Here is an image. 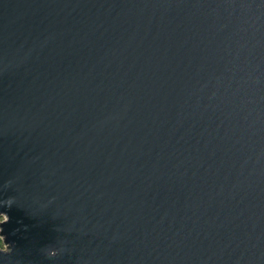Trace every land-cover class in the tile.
<instances>
[{
    "label": "water",
    "instance_id": "obj_1",
    "mask_svg": "<svg viewBox=\"0 0 264 264\" xmlns=\"http://www.w3.org/2000/svg\"><path fill=\"white\" fill-rule=\"evenodd\" d=\"M9 196L0 264H264V0H0Z\"/></svg>",
    "mask_w": 264,
    "mask_h": 264
},
{
    "label": "clouds",
    "instance_id": "obj_2",
    "mask_svg": "<svg viewBox=\"0 0 264 264\" xmlns=\"http://www.w3.org/2000/svg\"><path fill=\"white\" fill-rule=\"evenodd\" d=\"M11 183V180H5L4 184L8 185ZM15 197L9 196L5 200H0V204H6L11 205L14 201ZM9 219L8 215L5 212L0 211V224L7 221ZM62 250V247L60 246V241L58 242V246H48L44 249V253L48 257H54L56 256L60 251ZM10 246L5 241V237L0 234V253H8L10 252Z\"/></svg>",
    "mask_w": 264,
    "mask_h": 264
}]
</instances>
